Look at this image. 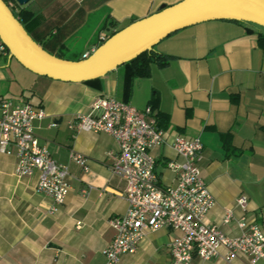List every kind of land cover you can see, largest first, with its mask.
Masks as SVG:
<instances>
[{"label":"crops","instance_id":"crops-1","mask_svg":"<svg viewBox=\"0 0 264 264\" xmlns=\"http://www.w3.org/2000/svg\"><path fill=\"white\" fill-rule=\"evenodd\" d=\"M183 0H31L26 8L38 16L32 36L50 53L83 59L101 43L134 21ZM20 7H17V11ZM90 20H98L84 32ZM99 22V23H98ZM83 36L86 44L71 57L62 55L68 42ZM264 28L213 19L196 23L165 37L156 50L172 56L149 76L131 77L125 65L95 84L64 81L24 67L21 101L42 106L48 116L37 122V134L52 156L70 168L71 190L58 205L37 192L39 172L20 177L17 157L0 151V264H107L105 249L115 236L110 220L128 207L126 181L111 169L118 152L116 138L106 132L81 130L75 123L89 113L100 95L127 99L144 109L157 98L156 112L164 116L168 141L154 151L162 185L176 183L170 160L182 161L171 140L177 134L200 136L203 176L215 198L207 220L228 235H240L236 222L224 223L226 209L239 218L246 214L264 230ZM14 57L0 52V85ZM130 80L131 86H130ZM17 90V89H16ZM57 126H49L51 122ZM88 159L85 170L72 153ZM248 196L244 211L237 203ZM58 209L52 212V208ZM173 229L162 227L146 234L136 253L117 264H174L169 250ZM192 264H264L241 254L232 261L202 260Z\"/></svg>","mask_w":264,"mask_h":264},{"label":"built area","instance_id":"built-area-1","mask_svg":"<svg viewBox=\"0 0 264 264\" xmlns=\"http://www.w3.org/2000/svg\"><path fill=\"white\" fill-rule=\"evenodd\" d=\"M7 4L17 11L15 0ZM108 38L101 36L102 42ZM0 52L10 55L1 37ZM90 54L87 52L84 57ZM155 112L152 104L139 109L114 96L100 95L91 103L89 113L78 114L76 122L69 124L81 130L112 134L118 143L111 169L126 181L129 207L110 220L116 233L105 249L107 264H117L124 254L136 253L146 234L162 227H170L174 232L169 243L174 264H192L195 256L202 260L232 261L247 254L254 262L264 259V230L245 213L237 218L233 210L225 211L223 222L234 221L242 230L237 236L226 234L218 224L207 220L216 201L203 176L204 144L200 136L177 134L171 140L183 160L168 162L177 180L173 185H162L154 151L168 139ZM47 116L48 112L40 105L1 100L0 151L15 154L16 173L20 177L39 172L37 192L51 196L61 205L71 190V172L52 156L37 134V122ZM57 125L55 121L49 124ZM72 157L88 170L86 157L75 152ZM237 203L246 211L248 196L240 195ZM57 209L53 207L52 212Z\"/></svg>","mask_w":264,"mask_h":264},{"label":"water","instance_id":"water-1","mask_svg":"<svg viewBox=\"0 0 264 264\" xmlns=\"http://www.w3.org/2000/svg\"><path fill=\"white\" fill-rule=\"evenodd\" d=\"M30 1L17 0L21 5ZM213 19H236L264 27V0H183L164 6L115 32L90 56L79 60L46 50L27 31L7 1L0 0V37L10 56L35 73L75 82L103 77L177 30Z\"/></svg>","mask_w":264,"mask_h":264},{"label":"trees","instance_id":"trees-1","mask_svg":"<svg viewBox=\"0 0 264 264\" xmlns=\"http://www.w3.org/2000/svg\"><path fill=\"white\" fill-rule=\"evenodd\" d=\"M6 1L8 2L9 0H6ZM15 1L17 2V0H15ZM17 4L20 7V9L18 11L14 10V12H15L16 16H18L21 23L25 26L27 31L32 35L31 27H32V24L35 22V20H37L38 16L35 15V13L33 11L26 8V5H21L18 2H17ZM226 20L241 22V23H245V24H248L251 26L264 28L263 26H260L258 24L252 23V22L236 20V19H226ZM260 37H261V40H264V36H260ZM102 43H104V42H102ZM7 49H8V47H7ZM171 59H172L171 55L157 51L156 47L154 46L152 49L144 51L139 56L135 57L134 59H132L130 61H127L123 65L126 66L128 74L130 75V79L132 80L133 77H137V76H149L152 73V66L153 65L164 67L170 62ZM101 78L102 77H97V78L90 79V80H87L84 82L95 84L97 82H100ZM131 80H130V86H131V82H132ZM124 101L128 102L127 99H124ZM151 104H152L154 110L156 111L157 98H155L153 103H151ZM155 115L158 117L159 126L164 128V126H166L164 123V121H165L164 116L161 115L159 112H155Z\"/></svg>","mask_w":264,"mask_h":264},{"label":"rangeland","instance_id":"rangeland-1","mask_svg":"<svg viewBox=\"0 0 264 264\" xmlns=\"http://www.w3.org/2000/svg\"><path fill=\"white\" fill-rule=\"evenodd\" d=\"M96 21L98 20H90L84 32L90 31L94 26V24L96 23ZM84 32L74 37L72 40L68 42V46L70 49L64 48L61 51L62 55L66 57H71L73 51L79 50L81 46H84L86 44V40L83 39V36L84 35L86 36V34L88 33H84ZM6 70L8 72V77L4 79V84L0 85V97L4 95L5 97H12V99H17L21 101L20 98L21 96L19 95L20 94L19 91H21L22 80L19 77L18 71L24 70V67H22V65H20V63L16 60V58H14L12 61V65H9L6 68Z\"/></svg>","mask_w":264,"mask_h":264}]
</instances>
